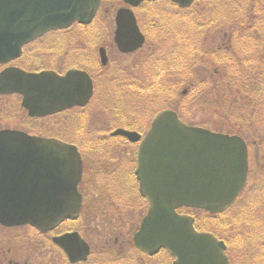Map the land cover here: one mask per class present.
Masks as SVG:
<instances>
[{"label":"water","instance_id":"1","mask_svg":"<svg viewBox=\"0 0 264 264\" xmlns=\"http://www.w3.org/2000/svg\"><path fill=\"white\" fill-rule=\"evenodd\" d=\"M138 6L145 0H125ZM148 1V0H147ZM154 1V0H149ZM187 6L194 0H172ZM101 0H0V64L21 56L23 47L50 30L90 23ZM116 42L122 51L140 47L145 38L133 11L119 10ZM103 62H107L102 49ZM94 84L84 70L61 75L54 70L27 72L9 66L0 72V94L20 93L32 117L85 106ZM114 134L140 139L134 131ZM248 148L238 135L185 124L175 111L161 112L141 142L137 175L149 210L135 234L136 245L156 254L168 249L173 264H230L224 241L199 232L194 217L181 207L221 212L231 206L248 177ZM82 159L75 145L57 138L0 130V222L29 224L47 232L82 207L78 182ZM72 259L86 257L88 245L77 232L55 238Z\"/></svg>","mask_w":264,"mask_h":264},{"label":"flooded vegetation","instance_id":"2","mask_svg":"<svg viewBox=\"0 0 264 264\" xmlns=\"http://www.w3.org/2000/svg\"><path fill=\"white\" fill-rule=\"evenodd\" d=\"M120 1L116 5L113 19L110 17L109 10H105V12L100 11L90 24L83 25L84 31L96 28L94 38L100 40L102 35H109L110 32L112 34V30L103 31L104 28L109 27L112 21L111 25H113L114 29L113 46L119 53L126 55L119 51L115 42V33L118 29L117 16L119 10L130 8L135 12L137 22L145 36L143 48L137 50L143 52L146 44L150 46L154 45L153 37L157 36L156 33L159 31L158 22L151 19L149 22L150 28H148L141 20L143 17L150 19V16H141L140 13H143L147 2L151 3L145 6L148 12L152 13L155 9H159V17H163L162 21H165V25L173 22L177 23L180 35L178 55V68L180 72L184 74L188 70H192V68L195 70L200 65L215 67L212 89L216 94L231 99L235 91H231L228 83L221 84L227 82L228 77L226 74L219 77L218 74L221 73V70L218 67L233 66L239 61L238 59H233V47L238 45L241 49L238 57L240 58L242 54L243 58L244 53V57L246 58L244 60L254 64L257 72L256 83L251 85L253 90L251 94L258 98H264V0H252L251 6L247 7L248 10H251V14L246 16L244 20L238 17V19L233 18L231 11L233 3L231 0H194L187 6H181L170 0H157L142 2L138 6H135V8L124 2V0ZM257 5L258 7H256ZM170 8L173 10L170 11ZM165 16L166 19H164ZM236 28L241 29V31L237 30L234 36L233 33ZM59 32L66 31L57 30L50 33ZM60 42L61 39H58V42H55L53 45L61 46ZM234 43L235 45L233 46ZM104 47L108 52V48ZM86 62L87 65L79 64L73 66L70 64L69 69L75 67L92 73L91 71L94 67L98 68V64H95V58L86 60ZM240 66H244V61ZM195 86L194 84L190 87L194 89ZM244 90L245 87L243 86L238 88V91L243 92ZM189 91L188 89L183 90L179 106L184 121L188 124H196L193 119L192 122L188 119V116H192L193 113L190 114L186 111V96L189 94ZM90 105H92V101L86 107L76 106L53 116L36 118L37 122H35V125L39 126L38 121H52L51 119L53 118L55 121L52 124L54 129L57 130L58 127H62L60 130L61 132L63 131V134H68L76 139L70 142L79 147L83 158V177L78 185L79 192L83 197V205L79 217L67 219L54 230L47 233H40L37 229L28 225L5 226L0 223V264H168V260L165 258L167 254L165 250L155 255H150L138 248L134 241V234L148 209V202L141 195L137 183V152L140 141L131 142L124 136L112 134L114 129L125 127L126 129L137 131L143 137L151 128V122L160 110L156 113L146 114L144 117H131L132 119L126 121V123H118L114 127L112 125L110 128L98 129L95 133L91 134L89 121L92 111H90ZM118 112L121 113V109ZM65 116L66 120L63 123ZM113 118L118 120L115 117ZM24 119L22 118L21 121H24ZM107 120L111 121L110 119ZM111 123L114 124V120ZM16 127L19 128L20 126L17 125ZM125 143L133 146V155L130 160L124 157L120 165L111 168H107L109 161L105 160L103 168L99 171L95 170L98 168L97 157L117 158L119 162L120 158L115 156L114 152H120V150L111 148H118V146L125 145ZM96 176L98 179L102 176L104 179L100 180H105L106 182L118 180V188H113V193H105L109 188H99L97 190L96 186L98 183L96 182ZM138 195L141 200L138 199ZM93 198L99 199L100 202L94 204ZM98 207L100 209L107 208L109 210L107 212L115 213L113 218H111V215L106 216V218H111V220H108L109 222H113L112 219L118 216L125 215V221L128 220L131 225H136L132 235L120 231L114 237V240L108 239L105 241V237L101 235L100 231H95L89 227V224L94 221L93 217L100 218V213H93L94 211H98ZM25 227L32 228L40 236L43 242H37V245H39L38 250L46 249L48 254L46 257L40 258L41 253L37 252V259L34 260V263L31 262V255L25 253L22 245L19 246L20 241H23L22 232L24 230L22 229ZM72 231H78L84 242L87 243L88 252L86 257L72 259L64 248L56 243L55 238ZM112 246L116 247V249H112Z\"/></svg>","mask_w":264,"mask_h":264},{"label":"rangeland","instance_id":"3","mask_svg":"<svg viewBox=\"0 0 264 264\" xmlns=\"http://www.w3.org/2000/svg\"><path fill=\"white\" fill-rule=\"evenodd\" d=\"M232 1L233 7L239 8L236 15H233L232 13L233 18H241L242 20H244L246 16H249L251 14V10H248L247 7L251 6L250 4L252 3V0ZM120 2V0H106L103 4L102 11L105 12V10H109L110 17L112 18L115 13L116 5H118V3ZM256 7H258V5ZM140 15L150 16V19H141L142 23L148 28H150L149 22L151 19H153V21L158 22L159 31L156 33L157 36L153 37L154 45L150 46L149 44H146L144 46L143 52L137 51L133 56L129 55L124 57L113 46L114 29L113 25H111V21L109 27L104 28V31L105 29L107 31L112 30V34L110 32L109 35H102L100 40H94L95 42H90L88 38L95 37L96 28H93L90 31H84L79 30L80 28L74 26L73 29L66 32L46 34L40 39L32 42V44L27 48L24 57L21 58L22 62L18 61L17 63H20L21 66H24L26 62H29L27 63L28 65L25 66H36V68H40L42 67V65H49L47 66L48 68L56 67L60 70H66L69 68L70 64H75V62L81 65H87L86 60H91L92 55H94V58H96L98 62V49L100 46H106L108 48L110 63L108 66H100L98 68L103 72L117 73L122 77V80L127 82L134 80L133 84L139 86V89L142 91L150 90L156 85L157 81V79H154L153 76L151 77L145 71V67H157L160 70V66L162 65L164 80L167 81V79L169 78L172 81H167L168 85L163 86V88L167 90L170 85L172 86L173 92L172 95L168 98V103L175 102L177 98L183 96L182 94H180L182 90H190L189 94H187L186 96V111H192L190 114L193 113V115H189L188 119H190L191 122L193 119L194 123H198L199 125L207 126L212 129L214 128L225 132L242 134L250 141V143L252 142V140H255V148H251L253 164L256 165L258 163V158H260V161H262V163L264 164V132H261L262 130L258 129L255 126H249L260 125L261 127H263L262 123L257 122L258 117H260V121L264 123V113L262 112V110H258L257 99L252 100V98H255V96L249 95V90L247 88V86H251L256 83L257 72L255 70L254 64L248 63L244 60L246 59L244 57V53L243 58L242 54L240 58L238 57L241 50L240 46L235 45V43L233 44V46L235 45L233 47V59H238L239 61H237L233 66L218 67L221 70V73H219L218 76L220 77V75L226 74L228 77V81L223 82L221 84L223 85L224 83H228L229 87L231 88V91H235L233 92L234 94L232 98L229 99L225 98L223 95L216 94L212 89L214 81L213 74L215 73V67H207L198 64L200 66L196 67L195 70L192 68V70H188L183 74L179 71V68L177 67L178 57H176L172 61L170 60V49H172L173 46L175 48L178 47V43L176 45L174 44L176 43L175 41L180 40L178 27H171L170 24L165 25V21H162L163 17L151 16V13L148 11H146L145 13H140ZM164 19H166V16L164 17ZM234 30V36L237 30L241 31V29L239 28H236ZM100 31H102V29H100ZM174 31L178 35V40L174 38ZM56 34L57 36H53ZM58 34H62L60 37L65 36L60 42L61 46L53 45L55 42H58ZM73 42V46H76L75 49L67 45ZM153 50H155V52ZM33 53L35 57L32 56ZM178 55L179 53H177V56ZM156 57H158L157 59H159L160 63H155L157 59H154ZM23 59L25 60V62ZM134 60H136V62H134ZM152 60L154 62H150ZM243 61L244 66H240ZM89 68L91 69V67ZM93 69L97 70V67H94ZM94 73L97 74V72L95 71ZM127 84L133 85L132 83ZM194 84L196 86L193 89L190 86ZM243 85L245 86V90L243 91L244 93L242 91H238V88ZM102 91V89H99L97 91L94 101L92 102V105H90V111H92V114L90 116V129L92 131H96L102 128H110L112 125L114 127L118 124L119 121L124 123L134 117L144 116L146 115L144 114V112L148 109V104L152 99L156 97L161 99L166 96L161 92L146 94L135 90H130L126 92L123 96H115V106L121 108V113L118 111L114 112V117L118 119L117 122V120H115L111 116V114L108 113V111H105L103 108L102 99L106 97V93ZM181 99L182 98H180V100ZM14 100H16L18 103L20 102L18 101V99H14L12 97L4 99L3 101L0 99V126L11 125L10 127H13L14 125H22L20 117L24 114L22 113L20 115H17L20 110L17 108V106L11 103ZM98 106H100L101 109H99ZM151 113H154V110H152V112H149V114ZM227 115H229V118H225V116ZM234 118H239L240 120H236ZM107 119H110L112 122L114 120V124H112L111 121ZM65 120L66 116L63 119V123ZM247 121L249 123H247ZM21 128L28 131L30 129V127L28 126H22ZM51 128L53 129L54 133H59L61 132L60 129L62 127H58L57 130L54 129L53 126H51ZM30 130H32V128ZM32 133L40 135L43 134L41 130H35ZM111 149L120 150V152H114V155L119 157L120 161L118 162L117 158L109 159L104 158V156L97 157L96 160L99 164L97 163L98 168L95 169L96 171H99L103 168L102 166L105 160L109 161L107 168H111L120 165L121 160L124 157L129 158L130 160L131 156L133 155V146L128 143H125V145H120L118 146V148L112 147ZM100 179L104 178L100 176ZM100 179H96V182L98 183L96 186L97 190L99 188H109V190L107 189L105 193H113V188H118L117 184L113 186L112 180L110 182H106L105 180ZM92 200L94 204H98L100 202L99 199L96 198H93ZM97 209L98 211H94L93 213H100V218L93 217L94 221L89 224V227H91V229L95 231H100L101 235L105 237V241L108 239L114 240V237L118 235L120 231H124V233L132 235V232L135 229L136 225H131L128 220L125 221V215L118 216L115 219H112L113 222H109L108 220H111L115 213L107 212L109 211L107 208L100 209V207H98ZM261 209L262 208L260 206L255 208V212H253L254 220H256V218L264 220V212H262ZM107 215H111V218H106ZM204 221L207 220L204 219ZM252 226L253 225H248L245 231ZM212 227L216 230L214 226ZM212 227L209 225L210 229H213ZM217 228L219 227L217 226ZM224 229V227L219 228L220 232ZM238 229H243V225L239 226ZM22 230H24L22 232L23 241H20L19 246L22 245L25 253L31 255V262L34 263V260L37 259V252L41 253L40 258L46 257L48 255L46 249L38 250L39 245H37V242H43V240L40 239V236L36 234L32 228L25 227ZM220 232L218 231L219 235H222V233ZM262 239H264V237ZM258 244L261 243L259 242ZM111 248L116 249V247L113 246ZM241 250L243 252V247ZM43 252H45L46 254H42ZM247 255L244 254L241 258L237 254V252L234 251L235 264H241V261L242 264H255V260H252L251 256L249 257Z\"/></svg>","mask_w":264,"mask_h":264},{"label":"trees","instance_id":"4","mask_svg":"<svg viewBox=\"0 0 264 264\" xmlns=\"http://www.w3.org/2000/svg\"><path fill=\"white\" fill-rule=\"evenodd\" d=\"M232 3H233V1H232ZM149 4H151V3H148V5ZM145 5L147 6V4H145ZM238 9H239L238 7L234 8L232 6L231 11H232L233 15H236V13L238 12ZM172 10L173 9L170 8V11H172ZM146 11L147 10L144 8V12H146ZM158 12H159V9H155L151 13V16H154V17L160 16ZM170 25H171V27H177V23H175V22L170 23ZM173 34H174V38L178 40V35L176 34L175 31L173 32ZM175 42L176 43L174 45L177 44V41H175ZM27 53H29V52H27ZM170 53H171L170 54V60L172 61L173 59L178 57L177 53H179V51L177 48H175L173 46V48L170 49ZM30 54H31V52H30ZM32 56H34V54H32ZM157 58L158 57H156L154 60H156ZM21 60L22 59H20L19 61L22 62ZM24 62H25V60H24ZM27 63H29V62H26L25 65H28ZM25 65H24V67L29 69V70H39V69L41 70L43 68H48L47 67L48 65H42V67H40V68H36V66L27 67ZM162 68H163V66H162ZM147 73L150 76L153 75L154 79H157V81H156V85L153 88H151L150 90H146V91L161 92V93L166 94L169 98L173 92L172 86L170 85L168 90L163 88V86L168 85L167 81L172 82L171 79L168 78L167 81L164 80V75L162 74L161 68L159 70L156 67L154 70V73H152L151 68L147 67ZM107 85H108L107 89H106L107 91H111V93L113 92L115 94H118L119 96H123L126 92H128L130 90H135V91H139V92L142 91L139 89L140 88L139 86H136L133 84L132 86L135 87V88H133L130 86L131 84L122 83L120 81H110L107 83ZM12 97H17V96H12ZM13 104L20 108V106L16 103L15 100L13 101ZM164 107H171L173 109L178 110V104L176 101L170 102L167 105H165ZM238 202L239 203L237 204L238 206L236 209L237 211L235 213V216L233 217L232 224L221 220V218L224 217L225 214L221 213L219 215H210L209 213H207L205 211L197 210L198 211L196 213L197 217H198L197 227L200 229H208L209 225L212 227V224H210L211 221H215V222H220L219 224L225 227V229L220 232L224 235L228 234V231H230V232L237 231L236 238H237L238 243H235L236 242L235 236L231 235V236H229V238H230L229 245H231L232 247L235 246L234 249L240 250V254L242 253L241 249L243 247V249H245L244 254L247 255V253H248L247 256H249V257L251 256V259L255 260V264H264V239H262L264 237V220H260L258 218H256V220H254V214H253V212H255V208L258 206H260L262 208L261 211L264 212V164H261L260 168L258 169V172H256V173L252 172L251 173V186H249L247 191L243 194L242 198ZM241 203L244 204L243 207H240ZM203 218L206 219L207 221H204ZM243 218H244V221L239 223V221H242ZM241 225H243V229H238V227ZM248 225H253V226L245 231V229H247ZM213 229L209 228L208 230L213 231ZM216 230L214 229V231L218 233V230L217 231ZM243 231H245V232H243ZM231 239H233V240H231ZM259 242L261 244H258ZM247 247L250 250L246 251Z\"/></svg>","mask_w":264,"mask_h":264}]
</instances>
